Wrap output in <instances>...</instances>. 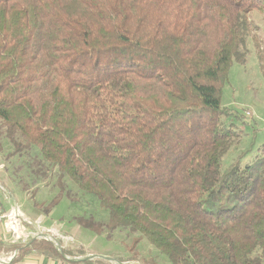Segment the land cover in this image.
Returning a JSON list of instances; mask_svg holds the SVG:
<instances>
[{"label":"trees","instance_id":"obj_1","mask_svg":"<svg viewBox=\"0 0 264 264\" xmlns=\"http://www.w3.org/2000/svg\"><path fill=\"white\" fill-rule=\"evenodd\" d=\"M254 11L264 0H0V140L34 184L56 171L60 196L68 178L94 197L107 223L75 220L96 234H139L170 264H264V143L222 171L239 138L223 87ZM29 244L14 262L63 259Z\"/></svg>","mask_w":264,"mask_h":264},{"label":"rangeland","instance_id":"obj_2","mask_svg":"<svg viewBox=\"0 0 264 264\" xmlns=\"http://www.w3.org/2000/svg\"><path fill=\"white\" fill-rule=\"evenodd\" d=\"M250 19L259 29L246 40V63H235L232 66L228 81L223 87L222 105L233 113L227 120V125H232L239 136L222 162L223 173L252 145L255 146L253 152L241 162L244 166L253 161L264 143V12H252ZM0 144V166H3L0 180L11 192V199L30 218L41 216L36 223L43 228L42 235H50L56 239L63 246L64 252L73 256L84 254V247L92 253L107 254L120 264L121 261L127 264H170L168 258L146 238L136 244L139 234L117 230L111 236L107 231L99 235L80 226L75 220L79 216L94 217L106 224L108 211L101 208L94 197L79 191L68 178L64 182L71 198L60 196L56 171L51 172L42 183L34 184L31 159L27 155H12L13 148L6 139H1ZM56 200V205L47 213L46 208ZM51 227L62 231L54 232ZM44 240L40 237L38 242ZM8 249L14 250L12 247ZM45 251L56 256L50 249ZM100 258L104 260L102 258L105 256Z\"/></svg>","mask_w":264,"mask_h":264},{"label":"crops","instance_id":"obj_3","mask_svg":"<svg viewBox=\"0 0 264 264\" xmlns=\"http://www.w3.org/2000/svg\"><path fill=\"white\" fill-rule=\"evenodd\" d=\"M263 104V102H262ZM4 184V183H3ZM5 185V184H4ZM6 192L8 195H10V200L6 197L5 194L1 195V200H2V204H3V209L4 211H9L11 206L14 204L12 198V194L11 192L7 189L6 185ZM17 203V202H16ZM19 205V204H18ZM26 216V218L29 220L30 225H29V229L30 230H35V226L39 223H36V221H39V217H37L36 219L30 218V216H27L26 214H24ZM51 229H53L54 232H61L62 229H59L56 227L53 228L51 227ZM55 235V234H53ZM32 238H27V240H18V241H13L10 239L9 235H6V233L4 232L2 226L0 227V260L5 261L6 258H12L13 259L5 264H120V262L118 263L117 261H114L115 259H112V257H110L109 255L105 254V255H99L96 253H92L90 252V250L85 249L83 247V252L84 255L82 257V254L77 255L75 254L74 256H67L66 258L63 257L59 258L56 256L51 255L49 252L45 251V250H38L37 251H32L29 254H27L24 258H22L20 261L18 262H14L15 258L18 256V250H11L8 249L11 245H26L29 244L30 241H32ZM30 246V244H29ZM105 256V258H102L104 260H101L100 257ZM86 257H93V259L91 260H87V261H74V258H86ZM129 263H134V262H129ZM121 264H127L124 261H121Z\"/></svg>","mask_w":264,"mask_h":264},{"label":"built area","instance_id":"obj_4","mask_svg":"<svg viewBox=\"0 0 264 264\" xmlns=\"http://www.w3.org/2000/svg\"><path fill=\"white\" fill-rule=\"evenodd\" d=\"M248 115L251 116L250 113H248ZM2 168L3 166H0V170ZM2 194L6 195L7 192L5 185L0 180V227L2 226L6 235H9L10 239L13 241L27 240V238L39 239L42 236L43 228L37 224L35 230H30V222L22 212L20 205L16 202L11 206L9 211H4L1 200ZM6 197L10 200V195L7 194ZM12 258H6V260L0 262V264L10 262Z\"/></svg>","mask_w":264,"mask_h":264},{"label":"water","instance_id":"obj_5","mask_svg":"<svg viewBox=\"0 0 264 264\" xmlns=\"http://www.w3.org/2000/svg\"><path fill=\"white\" fill-rule=\"evenodd\" d=\"M41 238L45 239L46 241L52 242L55 245L56 249L62 254V256L65 257V258L67 257L64 254L63 246L58 241H56V239L50 237V235H42ZM91 259H93V257H86V258H82V259L74 258L73 260L79 262V261H87V260H91ZM0 262H3V260H0Z\"/></svg>","mask_w":264,"mask_h":264}]
</instances>
